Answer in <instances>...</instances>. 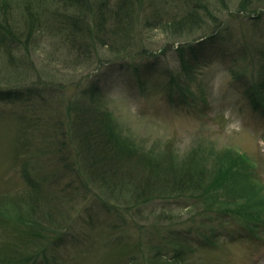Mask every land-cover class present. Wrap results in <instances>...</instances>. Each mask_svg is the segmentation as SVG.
Here are the masks:
<instances>
[{
  "label": "rangeland",
  "instance_id": "374dc122",
  "mask_svg": "<svg viewBox=\"0 0 264 264\" xmlns=\"http://www.w3.org/2000/svg\"><path fill=\"white\" fill-rule=\"evenodd\" d=\"M0 1L14 7L1 26L20 35L0 37V91L22 94L0 97V264H264V112L248 90L264 77L251 55L264 50V0H129L128 39L116 51L88 38L85 52L25 17L26 4L56 0ZM82 106L105 112L144 164L199 167L197 186L216 200L135 205L132 185L98 189L56 150ZM223 150L245 163L219 186L210 157Z\"/></svg>",
  "mask_w": 264,
  "mask_h": 264
},
{
  "label": "trees",
  "instance_id": "16d2710c",
  "mask_svg": "<svg viewBox=\"0 0 264 264\" xmlns=\"http://www.w3.org/2000/svg\"><path fill=\"white\" fill-rule=\"evenodd\" d=\"M194 1L202 2L204 0ZM215 1L221 4L220 10H226V4L229 0ZM244 1L251 2L254 0ZM255 1L262 2L263 0ZM122 2L123 4L115 2L110 5L107 2H101L96 7H91L87 5L86 0H56L59 8L48 10L44 7H39L40 9L38 11L36 9L32 11L31 7L26 4L23 11L26 15L25 17L31 21V25L44 28V30H48L52 26H59L54 28V30H65L69 39L68 44L76 50L85 52L89 44L87 41L88 38H94L95 42L101 45L107 43L109 46H113V50H116L117 46H114L116 42L121 41V44H123L128 39V31L125 25L128 19L127 17H130L131 10H129V6L131 3L129 0ZM240 7L242 8L243 4ZM13 8L9 2L0 1V14L4 16L2 21L7 15L10 16ZM196 8L198 9L197 6ZM195 13L193 12L190 16L196 18L194 17ZM204 14L210 15L211 13L205 11ZM122 17H125V19H121ZM42 21H44L43 24L36 25V23L39 22L40 24ZM197 21L196 19L190 20L188 27L191 28ZM2 23V26L0 24V37L2 39H8L10 36V39L12 37L13 44L15 42L17 44L20 41V35L18 34L17 37L15 32L11 33L10 29L12 28L13 22L8 23V21H4ZM30 33L31 31L28 32V34ZM251 55L252 60L260 63L261 70H264V50L258 48ZM191 69H194V67L191 66ZM238 78L246 80L244 75H239ZM248 90L256 110L264 112V77L256 85L253 83L249 84ZM21 96L22 94L16 91H0V97L18 99ZM71 115L73 117L70 119V123L59 128L61 131L63 130L62 128H66L67 131L62 134L63 140L60 139L56 143V150H58L57 152L67 153V156L71 157L72 160V163L69 161L67 166H71L72 170L76 165L80 166L81 170L84 171L98 189L108 191V185H114V187L118 185L126 186V184L132 185L136 193H138L134 196L135 205H138V203H150L152 205L161 200H169V196L171 195L180 196L179 200L183 198L190 202L205 198H208V201L216 200L215 194L217 193L214 189H212L211 195H206V193H209L208 190L210 188H206L207 192H203L200 190L205 189L204 185L197 186L196 182L201 176L198 173L199 167L191 168V164H186L184 165L186 166L185 168L172 169L170 167H163L154 160L155 163L149 162V165L144 164L140 161L142 160V156L138 150H135L134 147L128 144L120 145L119 137L117 138L118 134L114 127H111V121L105 112L99 113L98 111H94L92 107L87 106L85 108V106H82V108L77 109ZM64 142V147H62ZM219 157L222 160H218ZM146 158L152 159L147 156ZM213 158L215 159L214 165H218L221 169L219 177H222L218 178V182L215 180L213 182L219 186L221 182L232 184L234 178L231 176L234 174V167H239L245 163L243 158L232 150L212 151L210 159ZM73 160L75 163H73ZM77 171L79 170L77 169ZM252 184L259 185V182L251 183L250 185ZM250 185H247V188ZM260 189L263 190L261 186ZM249 190L244 189L237 200H241L244 197L249 199L252 195ZM186 194L188 198L184 197ZM227 199V202L230 203V198ZM248 199H244V202ZM248 201L250 202V200ZM258 203L260 204L261 201ZM242 205L240 204V208L237 209L242 210L244 208ZM153 220L158 222V216L153 217Z\"/></svg>",
  "mask_w": 264,
  "mask_h": 264
}]
</instances>
